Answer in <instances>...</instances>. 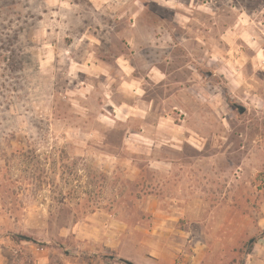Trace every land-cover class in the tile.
I'll return each mask as SVG.
<instances>
[{"label": "rangeland", "instance_id": "rangeland-1", "mask_svg": "<svg viewBox=\"0 0 264 264\" xmlns=\"http://www.w3.org/2000/svg\"><path fill=\"white\" fill-rule=\"evenodd\" d=\"M17 1L29 24L23 69L0 70V264H244L264 235V0H145L204 94L171 113L182 137L159 140L114 112L117 80L72 59L88 50L87 0Z\"/></svg>", "mask_w": 264, "mask_h": 264}, {"label": "crops", "instance_id": "crops-1", "mask_svg": "<svg viewBox=\"0 0 264 264\" xmlns=\"http://www.w3.org/2000/svg\"><path fill=\"white\" fill-rule=\"evenodd\" d=\"M67 1L69 7L66 8L78 12L79 5L75 1L60 0L61 6ZM87 7L92 14V25L86 28L85 37L82 36L79 41L86 38L88 50L82 62L79 55L72 56L79 70H84L92 79L101 77L106 87L113 86L117 80V88L114 87L108 93L110 106L115 107L114 112L133 111L134 118L140 124L134 132L136 135L154 140L160 137L180 139L181 132L175 131V118L171 113L183 109L184 103L190 99L200 100L198 95L191 93L193 90L204 95L200 93L203 86L197 65L190 66L189 61L185 65L171 64V52L168 56L167 51L172 47L174 39L164 24L145 23V15L151 11L148 1L87 0ZM190 7L187 5V8ZM177 11L175 14L182 13L179 15L194 19L187 12ZM114 26L122 29V33L117 32L122 38L116 43V51L109 48L106 36L108 29ZM146 27L151 31H146ZM195 39L198 40L197 37ZM153 54L157 56L154 59L151 58ZM184 69L187 72L186 78L181 74ZM173 72H178L181 78H171ZM93 81L96 82V79ZM167 109H172L170 114ZM117 118L127 122L131 117L118 114ZM163 125H169L170 129L163 128ZM153 154L158 155V152ZM244 264H264V235L254 244Z\"/></svg>", "mask_w": 264, "mask_h": 264}, {"label": "trees", "instance_id": "trees-1", "mask_svg": "<svg viewBox=\"0 0 264 264\" xmlns=\"http://www.w3.org/2000/svg\"><path fill=\"white\" fill-rule=\"evenodd\" d=\"M4 2H10L11 13L13 11V19L7 20L4 13L1 11L3 6H0V70L6 74L8 71H21L22 56L17 45L21 36L26 32L29 20L21 11L16 10L19 1L17 0H0V5ZM8 31V32H6ZM6 32V33H5ZM27 241L33 240L31 237H24ZM254 244L251 246V250ZM250 250V252H251ZM249 252V253H250Z\"/></svg>", "mask_w": 264, "mask_h": 264}, {"label": "water", "instance_id": "water-1", "mask_svg": "<svg viewBox=\"0 0 264 264\" xmlns=\"http://www.w3.org/2000/svg\"><path fill=\"white\" fill-rule=\"evenodd\" d=\"M254 241H255V239H251V241H250V245L252 244V243H254ZM129 264H133V263H131V262H128Z\"/></svg>", "mask_w": 264, "mask_h": 264}]
</instances>
